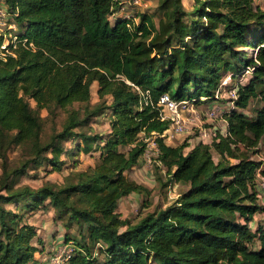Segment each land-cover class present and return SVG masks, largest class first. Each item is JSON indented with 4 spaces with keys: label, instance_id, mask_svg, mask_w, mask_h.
I'll return each instance as SVG.
<instances>
[{
    "label": "trees",
    "instance_id": "trees-1",
    "mask_svg": "<svg viewBox=\"0 0 264 264\" xmlns=\"http://www.w3.org/2000/svg\"><path fill=\"white\" fill-rule=\"evenodd\" d=\"M2 3L14 29L0 32V158L11 145L25 144L52 170L61 168L62 156L96 153V162L56 189L15 187L27 163L8 171L3 162L0 264H43L31 241L35 228L20 224L24 215L1 202L33 212L46 200L66 229L63 244L71 247L58 264H264L257 176L264 177V159L249 153L258 154L264 143V9L257 0H193L189 8L182 0H158L157 21L146 12L117 13L118 0ZM227 74L238 93L224 110L229 133L210 142L166 143L170 121L160 119L159 97L214 101ZM94 81L101 102L89 108ZM27 97L50 114L66 113L48 142ZM252 99L262 104L249 115L244 110ZM76 103L85 104L82 115ZM98 115L107 120L105 133L87 128ZM150 135L159 148L162 185L186 187L166 206L130 220L117 206L143 189L127 172ZM257 214L263 223L252 228Z\"/></svg>",
    "mask_w": 264,
    "mask_h": 264
},
{
    "label": "rangeland",
    "instance_id": "rangeland-1",
    "mask_svg": "<svg viewBox=\"0 0 264 264\" xmlns=\"http://www.w3.org/2000/svg\"><path fill=\"white\" fill-rule=\"evenodd\" d=\"M118 1L120 3L116 11L117 13L123 14L124 12H128L135 15L136 12H146L151 14L155 21H157L158 16H160V11L157 9L158 0H140V4L138 5H133L132 0ZM188 1L190 0H184L185 3ZM258 2L259 4L264 5V0H258ZM0 7L4 10L6 8L2 3V0H0ZM9 18L8 14L5 13L3 23L0 21V32H6L14 29V27L11 26L12 23H9L11 17ZM9 36L10 35L7 34V36L4 37L3 45L8 42ZM96 90L97 82L94 81L90 86L89 104H86L89 108H92L94 105L101 102L97 96ZM27 99L38 117L41 140L43 142H48L52 132L54 130L59 131L66 123V113L62 110H58L56 114H50L45 109L37 107L31 98L27 97ZM229 99L230 97L226 90L223 92L220 99H216L210 104H207L206 102L196 104V110L199 113L200 121L202 123H199V126H189L187 132L177 137L174 143H182L186 139H188L191 143L200 139L205 142H210L211 139L214 138V134L216 135V133H218L216 131L224 130L225 123H223L220 119H217L218 121H206L202 113H204L207 107L217 105L219 106V113H222L224 116V110L230 107L228 104ZM261 104L262 103L258 99H252L244 111L249 115H254L255 110L259 108ZM83 106H85V104L76 103L73 107L80 109V115H82ZM214 127H216L217 130ZM87 128L90 132L105 133L106 130H108V123L103 115H98L90 118L87 123ZM62 144L69 146L70 142L65 143L62 141ZM122 149L127 150V147ZM249 153L254 160H261V158L264 159V143L259 146L258 154ZM42 155L49 156L50 151H45ZM213 156L215 159L220 158V156L214 151ZM61 160V168L52 170L42 158H36L25 144H13L5 150L3 158H0V177L2 176L3 162L5 163L8 171L21 168L23 164L27 163L25 170L21 171L16 177L15 187L29 185L31 188H37L39 186L46 185L55 189L60 188L68 180H74L72 176L74 171L93 167L96 162V153L93 155L91 153H80L76 156H62ZM73 160H76V162H73ZM140 161H142L141 157ZM141 169L142 168L140 166H137L135 169H131L127 173L139 182L143 189H141L140 192L131 193L130 195L122 197L117 206V211H119L121 216L127 217L130 220L137 219V217L153 210L155 207L166 206L178 196L180 191L186 187L180 183L163 186V177L160 178L159 176L164 175V169H159L156 164H154L151 169L146 167L148 171L146 174ZM5 194V189L0 187V195ZM258 195H260L259 202L264 201V192L262 190L259 191ZM45 202H47L45 206L40 207L33 212H30L29 210L22 211L21 207L19 206L16 208L14 203H1L5 208L24 215L23 219L19 222L20 224L26 222L35 228L36 235L31 241L38 248V251L35 252L36 258L43 264H58V261L62 257L61 254H65L63 251L64 244L62 242V236L66 229L62 225L61 219L55 216L52 205L48 203V200ZM22 203L23 202L20 204L22 205ZM262 223L263 214H257L255 219L251 222V227L254 228L256 225ZM75 232V230L71 231V233ZM66 250L67 249H65V251Z\"/></svg>",
    "mask_w": 264,
    "mask_h": 264
},
{
    "label": "built area",
    "instance_id": "built-area-1",
    "mask_svg": "<svg viewBox=\"0 0 264 264\" xmlns=\"http://www.w3.org/2000/svg\"><path fill=\"white\" fill-rule=\"evenodd\" d=\"M132 4L133 5H138L140 4V0H132ZM123 15L125 17H129V13L128 12H124ZM5 17V12L4 10L0 7V21L1 23H3ZM11 26L14 27L13 24H11ZM248 51L250 53H254L256 51V49L254 47H250L248 48ZM251 68H247L244 70L243 74H241L238 78V81L240 83H243L246 78L247 75L250 73ZM229 94V101L228 104L230 106H233L235 100L238 98V93H237V83L236 81L234 82L231 79V75L227 74L221 81L220 85L217 87V89L214 92V96H215V100L216 99H220V97L222 96L223 92L226 91ZM141 95L143 97L144 101H148L149 96L147 94V92H141ZM201 100H204V97H200ZM157 106L159 109V116L160 119H167L170 121V126L164 131V137L168 138V139H173V138H177L183 134H185L187 132V129L189 126H199V123H202L200 121V116L198 111L196 110V104L188 99H174L172 97L169 96V94L164 93L162 94L158 101H157ZM219 106L215 105H211L209 107H207L204 111V113H202V115H204L206 121L210 120V121H218L217 119H220L223 121L224 124V130L222 131L223 134H228V129H227V121L225 119V117L223 116L222 113H219ZM204 135V134H203ZM216 135L214 134V137ZM200 139V138H199ZM143 149H142V153L140 155L141 160L143 162V164L150 168L153 167L154 164L163 167L161 164V161L158 158L159 155V148L158 145L155 141V138L153 135L147 136V137H143ZM202 140V139H200ZM212 140V139H211ZM257 176L259 178V188L260 190H262L264 192V177L258 172ZM260 196V195H258ZM64 252L65 254H61L62 257L61 259L58 261L62 262L64 260V258H66L65 256L68 255L71 252V247H69L68 245H64ZM65 249H67L65 251Z\"/></svg>",
    "mask_w": 264,
    "mask_h": 264
},
{
    "label": "crops",
    "instance_id": "crops-1",
    "mask_svg": "<svg viewBox=\"0 0 264 264\" xmlns=\"http://www.w3.org/2000/svg\"><path fill=\"white\" fill-rule=\"evenodd\" d=\"M182 2H183V4H184V6L186 7V8H189V7H191L192 6V4H193V0H190V1H188V2H184V0H182ZM257 3L259 4V2H258V0H257ZM260 6H261V8H263L264 9V5H262V4H260ZM213 102V100H211V101H207L206 103L208 104H210V103H212ZM213 125V124H212ZM216 130H217V128L216 127H214ZM211 129V128H210ZM216 132H218V133H222V130H218V131H216ZM164 141L166 142V143H168V144H172V145H177V144H179V143H174L175 141H176V138H173V139H168V138H164ZM197 141V140H196ZM137 166H140L142 169V171L146 174V173H148V171H147V169H146V166L143 164V162L142 161H140V159L137 161V163L131 168V169H135ZM135 167V168H134ZM130 169V170H131ZM129 175V177H131V175L130 174H128ZM132 178V177H131ZM133 180H135L134 178H132ZM136 181V180H135ZM137 182V181H136ZM137 183H139V182H137ZM133 193H135V192H133ZM130 195V194H129Z\"/></svg>",
    "mask_w": 264,
    "mask_h": 264
}]
</instances>
